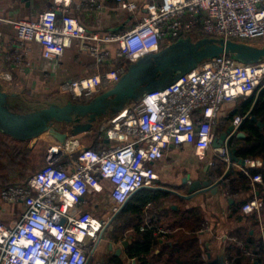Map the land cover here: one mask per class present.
Returning <instances> with one entry per match:
<instances>
[{
	"label": "built area",
	"instance_id": "obj_1",
	"mask_svg": "<svg viewBox=\"0 0 264 264\" xmlns=\"http://www.w3.org/2000/svg\"><path fill=\"white\" fill-rule=\"evenodd\" d=\"M105 1L78 0L76 8H100ZM114 1L119 9L140 13L123 32L88 31L64 3L62 8L40 12L36 19L12 21L16 45L6 59L15 67L22 66L28 43L35 41L41 45L42 58L54 61L73 38L79 39L95 62L119 60L110 70L64 82L74 98L89 99L110 88L143 54L157 52L165 42L190 36L194 30L250 44L264 40V0ZM108 43H115V48ZM262 88L264 60L245 63L229 54L206 59L164 89L130 103L123 115L101 128L107 138L124 136L129 138L126 142L83 147L69 165L57 164L47 156L48 162L24 182L1 186L0 200L23 209L10 225L0 218V264H89L106 220L71 209L88 193L102 191L104 180L111 184L109 194L117 206L123 205L156 178L152 163L166 148L184 143L193 144L196 150L211 147L222 104ZM243 118L240 114L233 118L235 128ZM220 154L225 155L224 148ZM251 179L260 180V175ZM263 206V199L254 197L242 205V211ZM229 239L238 240L236 236Z\"/></svg>",
	"mask_w": 264,
	"mask_h": 264
},
{
	"label": "crops",
	"instance_id": "obj_2",
	"mask_svg": "<svg viewBox=\"0 0 264 264\" xmlns=\"http://www.w3.org/2000/svg\"><path fill=\"white\" fill-rule=\"evenodd\" d=\"M77 2L78 0H0V72L4 71L0 73V82L3 89L10 94L9 103L14 109L28 111L47 106L52 102L62 104L74 98L65 87V81L105 72L113 67L112 63L116 65L119 62L116 59L109 64L95 62L94 58L81 48L80 41L76 38H73L71 45L66 47L64 53L54 61L42 58L41 45L35 41L28 43L29 52L22 66L15 67L12 60L6 59L16 45L13 43L15 33L12 21L36 19L40 12L62 8L64 3L68 5L70 14L85 25L88 31L100 34L123 32L140 16L139 12L132 14L119 9L114 0L105 1L100 8L84 6L77 9ZM115 46V43H108V47L112 50ZM263 89L246 97H235L222 104L213 126L214 138H220L221 132L237 114L244 116L248 114L240 123L238 130L245 135L233 140L232 147L236 148V152L232 153V158H229L226 152L225 155H221L220 149L224 148V145L213 146V141L211 147L205 150H196L191 143H184L178 147L171 146L164 150L162 157L152 163L156 178L135 191L123 205L117 206L109 194L111 184L104 180L102 191L88 193L71 210L75 213L89 211L98 220L107 222L113 214H115L113 219L122 216V210H125L123 214L130 215L137 205L143 203L138 207L140 210L137 219L135 216L131 218H135L134 222L139 224V229L144 226L145 229H150L154 237H157V243L154 245L155 253L160 252L166 245L186 239L188 235L182 233L184 231L182 224L190 221L188 217L197 214L198 227L194 235L202 249L204 264L209 261L223 264L224 260L229 264L226 257L227 248L235 244L230 241V236H250L256 240L262 239L264 243V206L260 210L242 211V205L249 199L259 197L264 201ZM81 98L85 100V97H80V100ZM251 116H255L257 120H251ZM109 120H98L99 129L96 134L93 132L95 128L92 127L81 136L69 135L66 143L53 140L49 133L28 140H18L0 132V140L4 146L6 144L3 140L8 137L14 142L13 145L23 146L24 143L27 151L33 156L38 141L40 139L47 141V147L42 152L43 164L38 162L31 168L23 169L21 173L17 171L20 167L18 166L12 173L6 174V178L16 180L17 182L14 183L24 182L29 175L48 162L47 156L49 157L52 148L56 145L65 147L68 142L72 144L71 147L63 148L62 154L56 159L58 164L69 165L71 159L83 147L98 148L121 143L120 141L126 142L128 137L110 139L106 137L105 130L101 128L108 125ZM68 128V125H59L61 131L66 132ZM20 154L17 165L25 158L21 152ZM226 156L228 158H224ZM226 171L228 173L224 182L219 183L213 190L197 193L190 198L183 197L189 193V186L193 182H200L209 177L215 182ZM252 175H260V180L252 181ZM22 209L19 204H8L0 200V218L7 225L13 223ZM184 214L187 216L185 221H183ZM161 229L165 232H161ZM110 232L112 233V230ZM132 232L133 228L129 227L124 237L119 240L113 238L111 234L106 244L109 256H118L126 264H139L137 258L129 257L126 253ZM109 239L113 242L111 249ZM123 240L128 243L123 245ZM115 242L120 244L117 245ZM118 248L120 252H117ZM252 255L253 252L248 251L242 264H254L255 261L264 264V254L261 259H255Z\"/></svg>",
	"mask_w": 264,
	"mask_h": 264
},
{
	"label": "water",
	"instance_id": "obj_3",
	"mask_svg": "<svg viewBox=\"0 0 264 264\" xmlns=\"http://www.w3.org/2000/svg\"><path fill=\"white\" fill-rule=\"evenodd\" d=\"M220 54H229L245 63L257 62L264 60V45L258 46L215 36H202L196 40L191 36L178 38L164 45L157 52L143 54L136 61L131 62L110 88L92 98L85 100L71 98L62 104L52 102L47 106L28 111L14 109L10 105V94L3 89L0 82V132L18 140H28L48 132L53 140L66 143L69 135L81 136L89 131L96 121L113 118L130 103L139 101L147 93L164 89L190 72L200 62ZM247 116L248 114L243 120ZM250 119L257 120L255 116H251ZM257 123L260 125L259 121ZM59 125H68L69 128L66 132L61 131ZM239 127L235 128L232 122L228 123L221 132L220 138H214L212 143L217 147L224 145L229 158H232V153L236 152V148L232 147L234 138L245 135L238 131ZM227 173L228 171L215 182H212L210 177L200 182H193L189 186V193L183 197L190 198L197 193L213 190L219 183L224 182ZM114 215L101 229L95 247L102 239ZM127 243L126 240L122 241L123 245ZM109 247L112 248V243ZM117 252H120V248ZM207 264H216V262L209 261ZM223 264H226L225 260ZM254 264L259 262L255 261Z\"/></svg>",
	"mask_w": 264,
	"mask_h": 264
},
{
	"label": "trees",
	"instance_id": "obj_4",
	"mask_svg": "<svg viewBox=\"0 0 264 264\" xmlns=\"http://www.w3.org/2000/svg\"><path fill=\"white\" fill-rule=\"evenodd\" d=\"M4 147V144H2L0 140V150ZM7 157L9 158L10 162H13V160H16L17 162V158L21 157V154L18 152ZM13 183L14 182H7V184ZM142 205L143 203L137 205V207L131 211L130 215L123 214L125 210H122V216H117L110 223V225L112 224V237L116 240H119L122 236H124L126 230L129 227L133 228L131 242L126 247V253L129 257L137 258L139 264H204V260L202 258V249L200 248L198 240L194 235L198 227L197 214L192 215V217H188L190 218V221H187L188 223L186 222L182 224V226L184 225V231L182 230V233L188 235H186V239L172 243L168 246L166 245L160 252L155 253L154 245L157 243V237H154L150 229L140 230L139 224L134 222L135 218H131V216H135L137 219L140 210L138 207H141ZM183 218V221H185L187 216L184 214ZM237 238V242H235V244H231L227 248L226 257L229 261V264H242L248 251L253 252V258H262V255L264 254V243L262 239L256 240L250 236H238ZM108 264L126 263L118 256L110 255L108 258Z\"/></svg>",
	"mask_w": 264,
	"mask_h": 264
},
{
	"label": "rangeland",
	"instance_id": "obj_5",
	"mask_svg": "<svg viewBox=\"0 0 264 264\" xmlns=\"http://www.w3.org/2000/svg\"><path fill=\"white\" fill-rule=\"evenodd\" d=\"M190 36L192 37V39L196 40L198 38H201L202 36H205V34L200 30H194L190 33ZM170 41H168V42H170ZM168 42H165V45L168 44ZM252 44L262 46V45H264V40L263 39H255V40H253ZM73 99L80 100V98H73ZM95 126H97V127H95ZM93 128H95L93 132L94 133L97 132V129H99L98 121H96L93 124ZM100 134H102V133H100ZM3 141L5 142L6 145L3 149L0 150V187L7 184V182H17L16 180L13 181L12 179L6 178V174L8 175V174L12 173L14 169L16 170V168H18V166H20V167H19V170H17V171H19L18 173H21L23 171V169H26V166L31 168L32 165H36V164H38V162H41L43 164L42 152H44L46 147H47V143H46L47 141L45 139H44V141H43V139H40L39 141L37 140L38 143L37 142L36 143H37L38 147H36V149H34V152H35L34 156L31 155L27 151L24 143H23V146L22 145L18 146L17 144L13 145L14 142L12 141V139H9L8 137L6 138V140H3ZM28 143H30V142L28 141ZM18 152H21L25 158H23L21 160L22 162L19 161L20 164L17 165L16 160H13V162H10V160L7 156H11L12 154L18 153ZM111 227H112V224L111 225L109 224L107 226V228L105 229V232L103 233L102 239L98 243L96 251H95L93 257L91 258V261L89 262V264H108L109 252L107 253L106 244L108 242V238L111 237V232H110L112 230ZM122 237H124V236H122ZM110 241H111V243H113L112 240H110ZM115 243L117 245L120 244V242L119 243L115 242Z\"/></svg>",
	"mask_w": 264,
	"mask_h": 264
},
{
	"label": "bare ground",
	"instance_id": "obj_6",
	"mask_svg": "<svg viewBox=\"0 0 264 264\" xmlns=\"http://www.w3.org/2000/svg\"><path fill=\"white\" fill-rule=\"evenodd\" d=\"M126 109L127 108L121 110L120 113L118 115H115L113 118L116 119L117 117L123 115L126 112ZM46 133H48V132H45L44 134H46ZM71 146H72V144H70L69 142L67 143V145L65 147H60L58 145L54 146L52 148V151L50 152L51 154L49 155V158L57 159L62 154V152H63L62 149L63 148H68V147H71Z\"/></svg>",
	"mask_w": 264,
	"mask_h": 264
}]
</instances>
